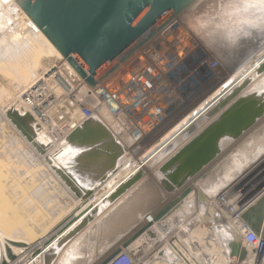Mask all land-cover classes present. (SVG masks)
I'll return each instance as SVG.
<instances>
[{
    "label": "water",
    "instance_id": "water-1",
    "mask_svg": "<svg viewBox=\"0 0 264 264\" xmlns=\"http://www.w3.org/2000/svg\"><path fill=\"white\" fill-rule=\"evenodd\" d=\"M197 1L15 0L14 3L55 53L92 90L116 68L97 81L100 71L131 44L137 41L140 47ZM254 53L256 59L249 71L256 68L254 76L258 77L264 74V51L256 50ZM52 69H48L45 75ZM251 82L252 78L249 77L238 85L236 82L230 84L204 112L196 115L194 121L177 131L176 142L172 140L156 150L164 141L159 143L154 148L156 152L153 155L157 156L158 161L151 178L147 177L150 169H143L145 162L132 169L121 167L130 140L127 136L118 140L116 136L120 130L112 132L107 129L103 124L106 122L104 109L99 111L100 120L93 118L85 121L65 139L63 145L67 155L63 162L56 165L62 152L52 150L49 142L37 138L30 115L22 114L16 108H8L4 115L8 128L0 118V139L6 141L11 138L20 143L23 150L18 152V157L28 170L36 172L46 168L34 156L41 157L49 168L47 170L78 204L53 231L32 243L24 242L22 235L17 236V233L11 236V240L6 239L5 259L0 264H24L19 262L20 258H25L29 264H37L40 256L42 264H54L60 251L78 237H81V244L76 252L82 251L81 263L93 264L96 254L104 251L100 243L103 235L112 236L113 232H107L109 227L121 225L114 230L113 237L119 238L131 231L132 234L97 263L109 264L122 249L133 244L151 226L147 224L133 231L139 225L140 218L157 211L153 221L158 222L179 209L192 194L205 204V198L194 182L207 177V170L223 153L222 144L225 141L234 142L250 135L264 120V99L254 95L241 96ZM201 121L204 125L199 128ZM260 129L254 133H257L254 137L244 142L243 148L261 142ZM43 173L32 177L23 173L25 184L39 183L46 192L58 191L54 179ZM260 183L262 187L250 196L247 202L249 207L242 215V220L256 234L264 224V180ZM170 197L172 199L168 202ZM114 204L117 207L111 213L96 225L93 224L102 208L105 210ZM17 238L21 241L13 240ZM228 243L223 247L230 264L251 263L250 253L239 240ZM10 247L18 249L19 254L15 255Z\"/></svg>",
    "mask_w": 264,
    "mask_h": 264
},
{
    "label": "built area",
    "instance_id": "built-area-1",
    "mask_svg": "<svg viewBox=\"0 0 264 264\" xmlns=\"http://www.w3.org/2000/svg\"><path fill=\"white\" fill-rule=\"evenodd\" d=\"M16 15V24H21L19 27L26 32L25 35L36 31L18 8ZM179 17L140 47L139 42H134L127 48H131L127 55L114 60L119 61V68H132L125 79L119 77V68L115 66L117 69L92 90L56 53L59 57L20 90L16 109L30 115L37 138L49 142L52 150L62 147L65 139L85 121L100 120L99 111L104 109L106 122H102L107 129L112 132L120 130L116 136L118 140L123 136L130 140L124 159L136 157L146 146H149L150 153L188 118H195L202 102H205L204 99L195 101L201 93L195 90L201 86L200 83L191 91H184L185 86L191 88V80L198 82L195 75L204 54L185 28L175 27L178 24L175 20ZM130 53L132 55L122 62ZM131 62L135 64L131 66ZM215 65L210 63L205 69L209 71ZM50 68L52 71L45 75ZM103 76L98 74L96 80ZM114 76L112 85L111 77ZM193 91L194 95L190 96ZM20 139L24 141L22 137ZM135 166L133 164L129 168ZM203 196L205 204L192 194L179 209L158 222L153 221L157 211L140 218L138 229L147 224L151 226L109 264H230L219 236L212 232L210 223L209 229L203 223L202 210L211 211L224 223L229 234L227 241H240L252 257L250 264H264V224L256 234L242 220L249 207L248 196L239 206L233 202L232 188L204 193Z\"/></svg>",
    "mask_w": 264,
    "mask_h": 264
},
{
    "label": "rangeland",
    "instance_id": "rangeland-1",
    "mask_svg": "<svg viewBox=\"0 0 264 264\" xmlns=\"http://www.w3.org/2000/svg\"><path fill=\"white\" fill-rule=\"evenodd\" d=\"M12 1L13 0H0V111H7L10 107L16 108V99L23 86L34 77L40 75L46 65L49 63L51 64L53 60L56 59V57H59L55 51L50 48L51 46H49L43 37H39V40L35 41L34 36L31 35L32 33L25 35L26 32L23 31L21 27H19L21 24H16L15 22L17 12L14 11L16 5L14 1ZM175 21L178 23L175 27L178 29L185 28L186 33H188L190 38L197 43V46H200L204 54L203 60H201V62L195 61L200 63L197 66L199 71L195 75L196 80L198 79V82L194 83L191 80V88H188V86H185L184 88V91L188 90L187 92H189L192 90V88H195L196 85L199 83L201 84L199 88L195 89L197 92H201L196 96L197 98L195 97V101L198 99L199 101L202 99L206 100L209 96L211 97V95L216 92L215 90L219 87L220 83L230 75H232V80L238 76V71L236 74L235 72L229 73L230 66L229 69L227 67L224 68L220 62L222 63L225 61L227 64L230 63L232 68V66L235 64H239L238 61L240 59L248 56L250 57L252 54L251 52L264 43V4H260V2L257 0H198ZM248 27L251 29V31L247 30ZM246 30L249 32V37L244 36ZM252 34L254 37L250 38ZM39 41L42 42L39 43ZM130 49L125 50L118 59H121L123 56L127 55V53L131 51ZM118 62L119 61L116 60L110 67H108V65L104 67L100 71L99 76L105 75L108 70L114 68L115 66H117V68L121 67V65L118 66ZM210 63H216V65L214 68H210L208 71L205 69V66ZM133 64H135V62H131V66ZM131 69L132 68L128 66H123L122 68H119L117 73L119 77L125 79ZM252 75V84L245 90V92L242 93L241 96L245 97L247 95H254L264 99V74L256 78L254 74ZM220 77L221 79H219ZM113 78H115V76L111 77V80L113 81L112 85L115 81ZM257 79L261 81L258 82ZM255 82L260 83L261 85L256 84ZM253 83L257 85L255 86V89L257 87L256 92H254L255 90L253 89ZM226 86L227 85H224L222 88L225 89ZM208 94L210 95L208 96ZM193 95L194 91L190 94V96ZM205 95L208 97L206 98ZM262 122L264 124L263 120ZM203 125L204 124L201 123L198 126H201L200 128H202ZM4 126L8 128L7 123ZM255 132L256 131L253 130V133L246 135V140L252 137ZM243 138L235 141L238 146L235 145L234 142H227L229 149H227L226 152L224 151L225 153L223 152L224 157L221 156L219 160H223L227 156L230 158L226 160L225 164L223 163V165L219 167V169L222 171L221 173H212V177H210L211 179H208V184L207 182L198 183L196 181L194 182V186L197 185V188H207L210 187V184L211 186H219V184L221 186L225 185V183L228 182V180L234 175L235 167L234 163L232 162H234L233 154L235 151H239L242 155H244V157L247 158L246 155L248 154L246 153H253L260 144L263 145L264 138L261 136L259 137L261 142L258 144L256 143L257 146L252 144L250 148L246 149V151L244 149L245 152L242 149L244 152L243 153L239 147L240 141ZM154 143L155 142H153V144ZM3 146L5 147L2 148ZM148 147L149 146H146L142 151L139 152V154L135 157L136 162L130 164L131 166L133 164L137 165L138 162L143 159V157L148 155ZM29 148L32 149L30 146ZM20 150L23 149L21 148V145L18 141H14L11 138L6 141L0 139V234L3 236L2 238L5 237L11 239V236L17 233V236L22 235L24 241L34 242L35 239L37 240L49 234L50 231H53L63 221V219L74 210L76 205L68 201L65 205L61 206L60 204L59 207H56L52 203L46 204L48 201L47 196L49 191L42 192L44 193L42 195L39 193L33 194L36 192L34 191L36 189V184H33L31 187H27L25 184L26 180L23 178V173H29L30 176H34V172L22 166L20 157H18L20 156V154H18ZM58 150H66V148L63 145L62 147L58 148ZM18 160H20V162ZM37 160L42 163L43 167L47 166L41 157L38 156ZM219 160L214 162L210 169L214 168L218 163H220L221 161ZM57 161H60V159ZM56 163L57 162H55V164ZM47 168L48 166L46 169ZM150 170L148 171L153 172ZM215 175L216 178H214ZM50 194L55 199H57L56 194L57 196L63 197L62 193L57 190L56 192H50ZM116 205L117 204H114L112 207H110V211L107 212L102 218L98 219L97 217L93 224L96 225L100 220L105 218L109 213H111L112 210L117 207ZM102 209L100 210V213L104 211V209ZM205 211L204 215L206 218L211 219L208 221L211 225V228H213L212 226L215 227L214 224L216 223L218 225L219 221H216L217 217L211 213L213 215L212 216L209 213L210 211ZM209 223H207V229H209ZM120 226L121 225H116L114 228L109 227L107 232L110 230V233L113 232L114 234V230L120 228ZM223 233L220 232V234H222L221 236L225 235L223 237L228 239L227 228L225 231H223ZM120 239L121 237L118 238L104 234L100 240V243L103 244L102 246L104 249H102L104 251H100L96 254L94 263L97 262L101 255L104 256V254L116 247L118 243L115 245V242L120 241ZM80 241L81 237H78L72 243L70 242L66 246L67 248L64 247L60 251L54 264H82V260H80L83 259V257H81L82 251L79 253L76 252L81 244ZM224 242L227 244V241Z\"/></svg>",
    "mask_w": 264,
    "mask_h": 264
},
{
    "label": "bare ground",
    "instance_id": "bare-ground-1",
    "mask_svg": "<svg viewBox=\"0 0 264 264\" xmlns=\"http://www.w3.org/2000/svg\"><path fill=\"white\" fill-rule=\"evenodd\" d=\"M14 2H15V0H13ZM12 1V2H13ZM258 2H260V4H264V0H257ZM14 11L15 12H17V8H14ZM14 17V16H13ZM20 18V17H19ZM11 21H12V19H11ZM16 22V21H15ZM186 22V21H185ZM191 27V26H190ZM262 28V27H261ZM31 35H33L34 36V40L35 41H38L39 40V37L40 38H42V36H41V34L40 33H38L37 32V30L34 32V33H32ZM45 40V39H44ZM40 42H42V41H39V43ZM47 42V41H46ZM264 45V44H263ZM50 46V45H49ZM51 48V47H50ZM263 51H264V48L262 49ZM46 52V51H45ZM49 52V51H48ZM258 54H260V53H258ZM251 56V55H250ZM253 56V55H252ZM251 56V57H252ZM249 57V56H248ZM247 57V58H248ZM220 59V58H219ZM255 59H256V54L250 59V60H248V59H241V60H239L238 62H239V64H235L234 66H232V68H231V64L229 63V61H228V63L229 64H227V62H225V61H223L222 63L220 62V64H222L223 65V67L225 68V67H227L228 69H229V66H230V72L229 73H231V72H235V74L237 73V71L240 73H238V76H236L233 80H232V75H230L228 78H226L224 81H222L221 83H220V85H219V87L215 90L216 92L215 93H213L212 94V96L211 97H209V98H205L206 100H205V102H202V106H201V109L196 113L197 115H199V114H201L202 112H204V110L222 93V91L223 90H225L230 84H232V83H237L236 85H238V84H240L243 80H245L246 78H249V77H251L252 79H253V75L252 74H254V72H255V69L256 68H254L253 70H251V71H249L250 69H251V67H252V65L254 64V61H255ZM231 62V61H230ZM233 65V64H232ZM249 71V72H248ZM226 76V75H225ZM258 77H260V76H258ZM256 78V77H255ZM219 79H221V77L219 78ZM230 79V80H229ZM258 80V79H257ZM257 80H255V81H257ZM226 81V82H225ZM261 81V80H260ZM259 80H258V82H260ZM219 82V81H218ZM263 82V81H262ZM256 84H260V83H257V82H255ZM252 84V83H251ZM250 84V85H251ZM254 84V83H253ZM256 84H254L253 85V89L255 90L254 92H256V90H257V87H256V89H255V86H257ZM264 84V83H263ZM224 85H227L226 86V88L225 89H223L222 87L224 86ZM261 85V84H260ZM218 86V85H217ZM259 86V85H258ZM216 88V87H215ZM250 88H252V87H250ZM259 89H260V87H259ZM259 89H258V91H259ZM214 90V89H213ZM249 90H251V89H249ZM262 90V89H261ZM245 92V91H244ZM249 92H251V91H249ZM253 92V91H252ZM264 92V91H263ZM209 95V94H208ZM206 96V95H205ZM207 97V96H206ZM204 101V100H203ZM3 111V110H2ZM0 111V116H1V118L7 123V121H6V119H5V117H4V115H5V112L6 111ZM194 119L195 118H192V117H190V118H188L187 119V121L185 122V123H183V124H181L180 126H178L177 127V129L174 131V134L173 135H171L167 140H165L156 150H158L161 146H163V144L164 145H166V144H168L169 142H171L172 140L174 141V142H176V140H177V135H176V133H177V131H179V130H181L182 128H184L188 123L190 124V122H192V121H194ZM264 121V120H263ZM5 123V124H6ZM201 123H203V121L202 122H199V124L198 125H200ZM8 124V123H7ZM9 125V124H8ZM201 127V126H200ZM199 127V128H200ZM261 128V129H260ZM258 129H260L259 130V132H258V134H262V136H263V138H264V124H263V122L261 123V124H258L257 125V127L254 129L255 131H257ZM263 132V133H262ZM253 133V132H252ZM249 137V136H248ZM247 137V138H248ZM252 137H254V136H252ZM244 139H246V138H244ZM243 140V139H242ZM240 141V145H239V147H240V149H241V152H243L244 151V149L245 148H243L242 146H243V144L244 143H242L243 141ZM263 140V139H262ZM237 141V140H236ZM227 142H230V141H225L223 144H222V146L223 145H225V144H227ZM234 143H235V141H234ZM242 143V144H241ZM235 145H237L236 143H235ZM238 146V145H237ZM255 146V145H254ZM257 146V145H256ZM228 148V147H227ZM249 148H250V146H249ZM252 148V147H251ZM253 148H255V147H253ZM222 149H223V147H222ZM242 149H243V151H242ZM247 149V148H246ZM246 149H245V151H246ZM156 150H154V151H151L150 153H148V155L147 156H145V157H143V159L142 160H140L139 162H138V164L139 163H142V162H145V164H144V166H143V169H151L150 171H153L154 169H155V166H156V163H157V161H158V158H157V156H155V155H153L154 154V152H156ZM61 152H63V151H66V150H60ZM244 151V152H245ZM248 151V150H247ZM243 152V153H244ZM251 152H249V153H246V154H248V155H246L247 156V158L246 157H244V155H242L239 151H235V153L233 154V161L234 162H232V163H234V167H235V169H234V175H233V177L232 178H228L229 180H228V182H226L225 183V185H223L222 187V189H225V188H232L235 192H234V196H233V202L235 203V206H239L240 205V203H241V201L242 200H244L245 198L247 199V196H248V199L250 198V196L254 193V192H256L257 191V189L259 188V187H262V183H260V182H262V181H260V179H262V180H264V140H263V145H259L258 147H257V149L253 152V153H251ZM240 154V155H239ZM250 154V155H249ZM38 157V156H37ZM37 157H35L36 159H37ZM39 160V159H38ZM44 162V161H43ZM135 163L136 162V158L134 157V158H130L129 159V164L127 165V167H130L131 165L130 164H132V163ZM57 164V163H56ZM137 164V165H138ZM46 165V164H45ZM44 165V166H45ZM233 165V164H232ZM47 167V166H46ZM263 172V173H262ZM150 175V174H149ZM152 175V174H151ZM263 178H262V177ZM261 177V178H260ZM260 178V179H259ZM220 181V180H219ZM223 181V180H222ZM226 181V180H225ZM209 182V181H208ZM205 183V182H204ZM211 183V182H210ZM220 183V182H219ZM218 183V184H219ZM222 183V182H221ZM213 184V183H212ZM204 185V184H203ZM211 185V184H210ZM205 186H206V184H205ZM201 188V187H200ZM197 190H198V188H196ZM221 189V190H222ZM243 193V194H242ZM242 194V195H241ZM205 211V210H204ZM204 211L202 210V212H203V215H204ZM206 212V211H205ZM207 213V212H206ZM210 214L212 213L211 211L209 212ZM208 213V214H209ZM77 214V213H76ZM213 215H214V213H212ZM211 214V215H212ZM212 215V216H213ZM205 216V215H204ZM205 219V221H203V223L205 224V226H207V223H209L208 221H210L211 219H207L206 218V216L204 217ZM207 219V220H206ZM213 219V218H212ZM217 222H218V225H217V223L216 224H214L215 225V227H216V229H215V227L214 226H212L213 228H212V232H214L215 233V236L216 235H218L219 236V240L221 241V243H222V245L223 246H226V244H225V242L224 241H227L228 239H229V234H227L228 235V239H226L225 237H223V236H225V235H223V236H221L222 234H220V232H222L223 233V231H225V227H224V225H223V223L217 218V220H216ZM214 223H215V221H214ZM217 226H219V227H217ZM136 229H138V226L137 227H135V230ZM135 230H133V231H135ZM51 232V231H50ZM224 234V233H223ZM48 235V234H47ZM3 236L0 234V262H3L4 261V245H5V240L7 239V240H11L10 238H2ZM224 241H223V240ZM14 241H21L20 239H13ZM36 240V239H35ZM23 241V240H22ZM24 242H26V241H24ZM73 242V241H72ZM71 242V243H72ZM28 243H32V242H28ZM75 243H76V241H75ZM119 244H120V242L116 245V247H118L119 246ZM225 244V245H224ZM227 244H229L228 243V241H227ZM71 245V244H70ZM70 247V246H69ZM116 247H114V248H116ZM11 248V250L13 251V253L15 254V255H17V254H19V250L18 249H15V248H13V247H10ZM67 248V247H66ZM113 248V249H114ZM112 249V250H113ZM70 250V249H69ZM110 251H108L106 254H104V256H106L108 253H109ZM62 254H63V252H62ZM69 255V254H68ZM66 256V255H65ZM71 256V255H70ZM104 256H102L101 257V259L104 257ZM21 257V256H20ZM74 257H76V256H74ZM61 258V257H60ZM63 258V257H62ZM66 258V257H65ZM39 259H40V261L37 263V264H42V256H40L39 257ZM65 261V260H64ZM63 261V262H64ZM19 262H21V263H24V264H29V263H27V262H25V258H20V260H19ZM59 262V261H58ZM57 262V263H58ZM32 263V262H31ZM62 263V262H61ZM32 264H34V262L32 263ZM94 264V263H93Z\"/></svg>",
    "mask_w": 264,
    "mask_h": 264
},
{
    "label": "crops",
    "instance_id": "crops-1",
    "mask_svg": "<svg viewBox=\"0 0 264 264\" xmlns=\"http://www.w3.org/2000/svg\"><path fill=\"white\" fill-rule=\"evenodd\" d=\"M262 18V17H261ZM259 27V26H258ZM236 28V27H235ZM247 30H249V31H251V29L248 27V29ZM247 30H246V32H245V34H244V36L245 37H247L248 36V34H249V32H247ZM249 37V36H248ZM254 36H253V34L250 36V38H253ZM264 43H262V45L260 46L261 47V49H258V48H256V49H254L251 53V56L253 55H255L256 53H254L256 50H258V52H260V51H262V49L264 48V45H263ZM237 51V50H236ZM245 57L244 59H248V60H250L252 57ZM241 60V59H240ZM244 138H246V135L244 136ZM244 138H243V142H245L246 141V139L244 140ZM223 147V152L225 151H227V149H229V147H228V145L227 144H225V145H223L222 146ZM228 147V148H227ZM224 152V153H225ZM52 152H50L49 154H51ZM224 153H222L221 154V156L222 157H224L223 156V154ZM65 156H66V153H65V151H63L62 152V155L58 158V159H60V161H57L56 160V162L57 163H61V162H63L64 161V159H65ZM221 156L219 157V158H221ZM231 156V155H230ZM219 158L217 159V161L219 160ZM228 158H230L229 156H227L226 158H222L223 160H219V161H221L220 163H218L214 168H212V169H208L207 171L209 172V174L207 175V177L206 178H204L203 180H201V178H199L198 180H197V182L198 183H204V182H207V184H208V179H211L210 177H212V173H221L222 171L219 169V167H221L222 165H223V163L225 164V162H226V160L228 159ZM129 164V160L128 159H123L122 161H121V163H120V165H121V167L124 169L127 165ZM44 172V173H43ZM37 173H43V174H47V175H50V177H52L53 179H54V181L56 182V187H57V189H58V191L60 192V193H62V195H63V197L62 196H57V194H56V197H57V199H55L50 193L48 194V196H47V202H46V204H48V203H52L54 206H56V207H59L60 206V204H61V206H63V205H65L66 204V202H68V201H70L71 203H73V204H76L77 203V201L74 199V197L68 192V190L67 189H65L64 188V186L63 185H61L60 184V182L58 181V180H56V178H54V176H52V174L46 169V168H43V169H39V170H37L36 172H34V174H37ZM28 175H30L29 173H27ZM150 174V175H149ZM152 174V172H147V177L148 178H151V175ZM224 174V173H223ZM222 175V174H221ZM32 177V176H31ZM214 178H216V175L214 176ZM213 179V178H212ZM25 180V179H24ZM214 180V179H213ZM28 183H30V182H28ZM197 183V184H198ZM26 186L27 187H31L32 185H28L27 183H26ZM43 189H44V187H42ZM41 188V186H40V184L39 183H37L36 184V189L34 190V191H36L35 193H33V194H40V195H42V194H44V193H42V192H46V190L44 189H42ZM196 188H197V185H196ZM223 187L219 184V186H214V185H210V187H207V188H198V190L201 192V193H206V194H208V193H215V192H217V191H219V190H221ZM209 189V190H208ZM233 190V189H232ZM33 191V190H32ZM234 191V190H233ZM67 200V201H66ZM78 204V203H77ZM58 209V208H57ZM110 211V208L108 209H106V210H104V211H102V213H100L99 214V216H98V219H100V218H102L103 216H105V214L107 213V212H109ZM97 219V218H96ZM132 234V231L130 232V233H128L127 235H124V236H122L121 237V239H120V241H118V242H115V245L117 244V243H119V242H122V240H124L126 237H128L129 235H131ZM115 234H113L112 236H114ZM114 245V246H115ZM114 246H112V247H114ZM101 257H102V255L100 256V258H98V260H97V262L96 263H94V264H97L100 260H101Z\"/></svg>",
    "mask_w": 264,
    "mask_h": 264
}]
</instances>
